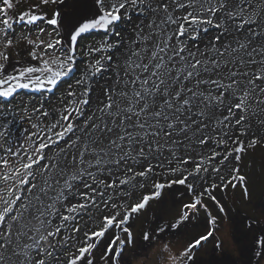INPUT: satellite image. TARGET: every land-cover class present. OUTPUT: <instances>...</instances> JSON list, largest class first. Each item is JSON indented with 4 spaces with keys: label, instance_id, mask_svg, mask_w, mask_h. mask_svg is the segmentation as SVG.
Listing matches in <instances>:
<instances>
[{
    "label": "snow or ice",
    "instance_id": "6c2138e0",
    "mask_svg": "<svg viewBox=\"0 0 264 264\" xmlns=\"http://www.w3.org/2000/svg\"><path fill=\"white\" fill-rule=\"evenodd\" d=\"M23 2L0 0V264H264V0Z\"/></svg>",
    "mask_w": 264,
    "mask_h": 264
},
{
    "label": "flooded vegetation",
    "instance_id": "af4514ba",
    "mask_svg": "<svg viewBox=\"0 0 264 264\" xmlns=\"http://www.w3.org/2000/svg\"><path fill=\"white\" fill-rule=\"evenodd\" d=\"M264 180V179H263ZM258 181V180H257ZM257 192H256V204L259 205L262 199H264V184L261 182L257 183ZM226 203L229 204L230 207H232L233 211L235 212L237 209L243 208L245 212H247V208L244 209V206H241L237 200L235 199L234 196L229 194L227 197ZM176 201V197L169 194L165 201L157 208L154 209L157 213H162L161 211L164 210L165 208H169V211H172L174 203ZM251 211L247 212L248 214H253V209L250 208ZM228 220V223H227ZM234 232H233V226H232V221L231 219H226L225 221L222 222V232L220 233V237L225 241V243L229 246L231 250L235 249V244L233 240ZM191 238V234L185 236L184 234H178L175 235L174 237H170V239H179L178 244L182 246L187 239ZM208 249H205L207 251ZM153 259L155 257L153 256Z\"/></svg>",
    "mask_w": 264,
    "mask_h": 264
},
{
    "label": "rangeland",
    "instance_id": "374dc122",
    "mask_svg": "<svg viewBox=\"0 0 264 264\" xmlns=\"http://www.w3.org/2000/svg\"><path fill=\"white\" fill-rule=\"evenodd\" d=\"M35 0H24V2L21 5V8H26L30 3H34ZM26 126V125H25ZM253 158L255 160V165H254V169H255V175H254V180L255 183H259L262 181V183L264 184V174H262V169H264V149H258L254 154H253ZM258 180V181H257ZM233 196V195H232ZM227 200V198H226ZM247 208V209H246ZM244 209L247 210V212L251 211L250 207L248 206H244ZM163 214H168L171 211H169V208H165L164 210L161 211ZM228 223V220H227ZM139 225H137V230H139ZM178 240L179 239H175L174 242L176 243V245L178 244ZM177 246H180L177 245Z\"/></svg>",
    "mask_w": 264,
    "mask_h": 264
}]
</instances>
